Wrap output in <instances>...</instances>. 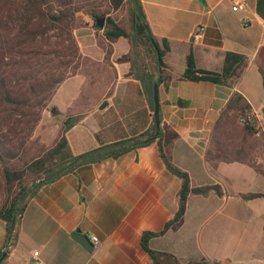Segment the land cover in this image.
<instances>
[{
    "label": "crops",
    "instance_id": "1",
    "mask_svg": "<svg viewBox=\"0 0 264 264\" xmlns=\"http://www.w3.org/2000/svg\"><path fill=\"white\" fill-rule=\"evenodd\" d=\"M232 1L139 0L152 35L169 44L163 62L171 80L158 86L165 157L187 173L192 188L217 185L222 192L189 194L180 224L148 241L151 251L172 255L180 264H264V198L241 197L264 195V177L241 163L213 168L205 159L213 126L233 93L246 99L255 116L264 107L258 72L264 69V0H248L246 13L233 12ZM244 15L252 21L249 26L241 22ZM197 33L201 37L195 40ZM74 37L78 69L56 88L42 115L54 128L45 147L63 133L71 154L79 156L150 131L153 110L141 83L126 75L129 62L117 61L130 50L127 40L119 38L107 53L104 37L101 44L93 34L75 31ZM175 52L180 53L176 74L171 71ZM226 52L248 59L233 85L177 80L188 54L198 69L220 71ZM86 81L97 90L94 102L74 108ZM69 82L78 90L61 99ZM180 186L156 142L115 159L78 165L32 189L9 248L0 220V253L7 251L0 264H151L140 238L160 232L173 218ZM77 229L95 236L99 246L86 249L73 237Z\"/></svg>",
    "mask_w": 264,
    "mask_h": 264
},
{
    "label": "trees",
    "instance_id": "2",
    "mask_svg": "<svg viewBox=\"0 0 264 264\" xmlns=\"http://www.w3.org/2000/svg\"><path fill=\"white\" fill-rule=\"evenodd\" d=\"M87 0H0V220L5 224L9 241L22 213L27 197L34 187L54 181L74 167L93 164L119 156L156 142L159 157L167 170L178 177V209L158 233L144 232L140 238L142 250L151 264H180L172 255L151 251L148 241L164 235L178 226L185 214L189 194L206 195L214 191L221 196L219 186L192 188L187 173L173 166L165 157L160 130L153 125L150 131L135 139L104 146L79 156H73L63 133L45 147L32 139V133L41 119L42 111L56 88L78 69V47L72 31L75 16L83 10L92 21V29L102 32L111 44L119 38L127 40L130 50L118 62H129L126 74L141 83L151 109L152 87L171 80L166 73L163 57L169 51L165 39L158 41L151 33L139 0H130V28L118 25L111 12L120 9L124 0H108V7L81 9ZM105 18L103 28L96 20ZM55 32V33H52ZM52 33V34H50ZM54 34V35H53ZM51 38L56 41L51 43ZM186 68L179 81L209 82L231 86L247 67V57L226 52L220 71L198 69L192 54L186 57ZM264 91V69L258 68ZM252 109L238 92L232 94L216 120L205 153L206 161L215 168L218 163H241L264 177V167L254 163L256 153H264V134L255 137V128L247 122ZM71 126L68 123L65 130ZM243 199L264 198L263 194H243ZM2 254L0 253V257ZM193 264V263H189ZM208 264V263H194ZM213 264H231L214 262Z\"/></svg>",
    "mask_w": 264,
    "mask_h": 264
},
{
    "label": "rangeland",
    "instance_id": "3",
    "mask_svg": "<svg viewBox=\"0 0 264 264\" xmlns=\"http://www.w3.org/2000/svg\"><path fill=\"white\" fill-rule=\"evenodd\" d=\"M79 6L81 9H90L92 7H102L107 8L108 7V0H87V1H83L79 3ZM83 10L77 12L76 16H75V29L72 31L73 37H74V32L76 31H80L82 33H85L86 35L90 36V35H95V38L97 40V43L101 44L102 42H104L103 36H102V32H95L92 29V21L89 19V17L84 14V12H82ZM110 15L114 18L115 22L124 27L126 30H128L130 28V0H124V2L122 3L120 9L116 12H111ZM105 25V24H104ZM55 33V32H52ZM50 33V34H52ZM54 35V34H53ZM75 39V37H74ZM55 40V38H51V43H53ZM76 41V40H75ZM179 54L178 52H175L172 54V63H173V67L171 69V71L176 74L180 68H179ZM78 63V62H77ZM74 82H69V84H67L65 86V88L62 89V92L60 94V98L62 99L63 97H66V93L69 92H74L77 89V86L74 84ZM80 91L81 94L74 100L72 107L74 108H87L89 106V104L94 102L95 99V94L97 92V90H94V85L90 84L89 81H86L84 83V85H82L80 87ZM60 104V103H59ZM47 108V107H46ZM46 108L42 111L41 113V119L39 121V123L37 124V126L34 128L33 133H32V139L37 140L39 143L43 144L44 146H46L45 144H49L51 139H52V135H53V125H51V120L45 118V116L43 117V113L44 115H46ZM43 140V141H42ZM45 144H44V143ZM264 154V153H261ZM259 153L255 154V157L259 156ZM255 159V158H254Z\"/></svg>",
    "mask_w": 264,
    "mask_h": 264
},
{
    "label": "built area",
    "instance_id": "4",
    "mask_svg": "<svg viewBox=\"0 0 264 264\" xmlns=\"http://www.w3.org/2000/svg\"><path fill=\"white\" fill-rule=\"evenodd\" d=\"M247 1L248 0H233L232 1V5H231V10L235 13L238 12H244L246 13L247 11ZM241 22L244 26H249L251 24V19H249V17L247 15H244L241 18ZM200 34H195L193 36V38L195 40H198L200 38ZM247 122H250L253 127L255 128V137H259L261 134H264V120L261 116H255L253 113H250L247 116ZM254 163L257 166H263L264 167V154H260L259 156L255 157L254 159ZM21 218V213L16 215V220L19 222ZM17 225H15L14 230L12 232V235L10 237V240L8 241L7 247L9 248L11 246V244L14 242L15 240V233H16V229H17ZM89 241L91 242V244L93 245V249H96L99 246V241L97 240V238L93 235H91L89 237ZM37 254V253H35Z\"/></svg>",
    "mask_w": 264,
    "mask_h": 264
},
{
    "label": "water",
    "instance_id": "5",
    "mask_svg": "<svg viewBox=\"0 0 264 264\" xmlns=\"http://www.w3.org/2000/svg\"><path fill=\"white\" fill-rule=\"evenodd\" d=\"M95 24L98 28H103L104 24H105V18H100V19L96 20ZM152 102H153L152 115H153V120H154V126L157 130H159V128H160V111H159L160 105H159V95H158V84L157 83H155L152 87ZM106 106H107V103L104 102L100 108L102 109ZM260 113H261V116L264 120V107L260 110ZM73 237L79 243H81L86 249H88V250L93 249V245L89 241V238L85 235H82L79 229H77L73 233ZM6 253H7V251L5 250L2 254V256L0 257V262L4 259Z\"/></svg>",
    "mask_w": 264,
    "mask_h": 264
}]
</instances>
